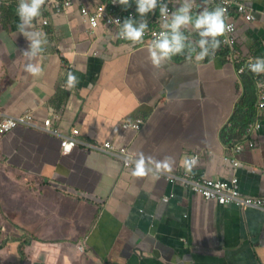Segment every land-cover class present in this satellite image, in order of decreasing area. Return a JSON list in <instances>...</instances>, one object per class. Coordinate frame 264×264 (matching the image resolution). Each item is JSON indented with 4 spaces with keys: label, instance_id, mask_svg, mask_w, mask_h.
I'll return each mask as SVG.
<instances>
[{
    "label": "crops",
    "instance_id": "obj_1",
    "mask_svg": "<svg viewBox=\"0 0 264 264\" xmlns=\"http://www.w3.org/2000/svg\"><path fill=\"white\" fill-rule=\"evenodd\" d=\"M238 1L255 20L235 18L236 64L213 56L211 47L204 60H188L186 46L184 55L155 67L148 40L121 41L103 27L92 36L78 5L57 13L49 0L26 28L40 33L30 59L23 53L32 41L18 29L19 0H0V109L32 113L38 125L51 117L61 133L77 128L83 140L127 147L147 173L133 176L135 167L79 148L64 155L60 138L39 128L0 135V264H264L263 211L205 200L159 173L187 172L185 161L198 155L196 177L233 176L224 157L234 156L231 148L246 137L227 145L221 135L245 95L237 67L264 57V0ZM196 5L193 15L216 7L210 0ZM158 17V11L138 13L147 28ZM181 32L186 45H196L191 26ZM29 63L41 74L25 72ZM69 72L76 77L70 87ZM252 81L253 123L260 127L251 134L254 146L236 155V174L244 195L264 198V110L258 109L264 73ZM138 118L145 121L140 131L123 129ZM164 162L169 170L157 168Z\"/></svg>",
    "mask_w": 264,
    "mask_h": 264
},
{
    "label": "built area",
    "instance_id": "obj_2",
    "mask_svg": "<svg viewBox=\"0 0 264 264\" xmlns=\"http://www.w3.org/2000/svg\"><path fill=\"white\" fill-rule=\"evenodd\" d=\"M50 6L57 13L66 12L72 7L78 5L79 13L82 20L86 23L90 35L96 36L101 27L106 29H113L117 38L121 41L123 39L120 37V32L123 28L124 21L131 18L134 20L136 13L132 7V0H128L127 4H120L119 0H116V3L113 4L112 0H105L102 2H96L93 4L83 3L81 0H49ZM214 6H220L225 8L226 11V24L232 25L230 31H226L223 36L220 37L221 48L213 53V56H218L223 54L226 59L236 64L238 62L240 53L236 49L237 38L235 33L236 28V17L243 18L246 22H252L255 20L252 8L248 7L246 4L238 0H210ZM177 0H157V7L153 11H158L159 17L157 19V26L147 28L144 40H148L150 46L153 41L159 38L161 31H167L163 29L161 25L164 23V19L161 18L160 6L161 4H166L168 8L169 17L174 11V4ZM116 19H119V24L114 22ZM44 25H48V21L42 22ZM255 62L253 58L248 59L244 63H240L237 67L238 75L245 74L250 72L248 69L249 62ZM258 109L264 110V86L260 87L258 93ZM145 121L141 118L136 119L133 122H125L122 127L123 129H131L140 131L144 125ZM35 127L41 129L43 132L54 135L60 138L61 142V152L64 155L71 154L75 149H82L85 152H96L103 155H106L111 158H116L122 162L124 167H135L136 162L139 159L136 155L127 147H117L110 141L96 143L83 140L80 137V132L77 128H71L67 133H61L59 129L54 125L53 119L48 117L43 120L41 125H38L35 121L32 113L14 116L8 114L7 112L0 109V135L11 132L17 127ZM259 123H253L249 126L247 131V136L244 141L237 143L234 147L231 148V152L234 156L226 155L224 157V162L231 165L233 171V176L228 180H213V179H200L196 177L195 164L198 161V155L193 156L190 159L191 172L184 173H174L160 170L159 173L162 174L169 182L171 183H180L188 187L193 193L201 195L205 200L216 201L221 205H230L234 204L243 209H257L264 212V198L260 197H251L244 195L239 188V178L236 174L240 162L237 159L236 155L241 153L245 145L251 147L254 146L251 134L259 128ZM145 165V164H144ZM174 195L163 198L164 202H168L172 199Z\"/></svg>",
    "mask_w": 264,
    "mask_h": 264
},
{
    "label": "clouds",
    "instance_id": "obj_3",
    "mask_svg": "<svg viewBox=\"0 0 264 264\" xmlns=\"http://www.w3.org/2000/svg\"><path fill=\"white\" fill-rule=\"evenodd\" d=\"M46 0H19L17 7V15L21 21L18 24L20 33L31 39V52H24L23 55L29 57L36 56V50L40 47L41 41L38 38L39 32L29 31L33 27V20L41 15V9L45 5ZM120 4H127L128 0H119ZM115 4L116 0H112ZM138 8L136 11L143 16L145 13L153 11L157 7V0H137ZM199 7L196 5V0H191L188 3L187 0H182L180 7L173 11L169 17L168 8L166 4H161L160 14L164 19V23L161 25L163 29L167 31H161L159 38L154 40L149 48V58L155 67H159L161 61H170L173 56L184 55V49L187 46L189 48V54L186 55L188 60H192L193 57L197 61L204 60L209 57V47L212 48L213 53L219 49L221 41L219 37L223 36L226 31L232 29V25L226 24V9L220 6L208 10L207 7L202 11L193 15V7ZM111 21V18H110ZM119 24V19L114 21ZM131 18L124 21L123 28L120 32V37L138 43L143 40L145 32L147 31V21L141 23L139 27L133 26ZM191 26L199 39L196 41V45H186L185 41L188 39L181 29H187ZM29 29V30H26ZM47 41L45 40V43ZM196 47L199 48V52H196ZM195 54L194 56L192 54ZM214 55V54H213ZM248 69L256 75L264 73V57L255 58V62H249ZM24 71L32 74L33 76L39 75L42 69L38 64L29 63L24 67ZM76 81V77L69 72L68 73V86L70 87L73 82ZM157 168H163L169 170L167 162L158 164ZM185 168L187 172H191V166L185 161ZM133 176L143 177L147 175L145 172L144 160L140 159L136 162Z\"/></svg>",
    "mask_w": 264,
    "mask_h": 264
},
{
    "label": "trees",
    "instance_id": "obj_4",
    "mask_svg": "<svg viewBox=\"0 0 264 264\" xmlns=\"http://www.w3.org/2000/svg\"><path fill=\"white\" fill-rule=\"evenodd\" d=\"M137 6H134L136 17L132 20L134 27H139L138 12L136 9ZM221 46L219 47V49ZM254 73L247 72L242 74V79L245 86V95L243 96L241 103L239 104L236 113L229 120V123L224 126L222 130V140L224 144L231 145L235 142L241 141L244 137L247 136V130L251 123L255 120V110L253 108L255 100V88L252 81ZM245 139V138H244Z\"/></svg>",
    "mask_w": 264,
    "mask_h": 264
}]
</instances>
